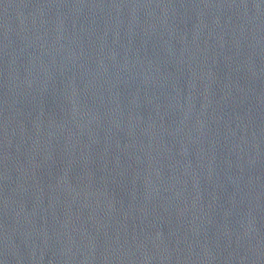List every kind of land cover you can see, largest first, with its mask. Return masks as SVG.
I'll use <instances>...</instances> for the list:
<instances>
[{
  "label": "water",
  "instance_id": "water-1",
  "mask_svg": "<svg viewBox=\"0 0 264 264\" xmlns=\"http://www.w3.org/2000/svg\"><path fill=\"white\" fill-rule=\"evenodd\" d=\"M0 264H264V0H0Z\"/></svg>",
  "mask_w": 264,
  "mask_h": 264
}]
</instances>
